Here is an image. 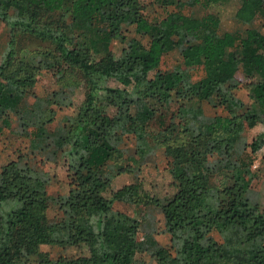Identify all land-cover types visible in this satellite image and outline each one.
I'll list each match as a JSON object with an SVG mask.
<instances>
[{
	"label": "trees",
	"instance_id": "16d2710c",
	"mask_svg": "<svg viewBox=\"0 0 264 264\" xmlns=\"http://www.w3.org/2000/svg\"><path fill=\"white\" fill-rule=\"evenodd\" d=\"M141 1L0 0L8 31L0 139L24 143L0 166V264H30L33 254L47 263L39 243L87 248L55 264H135L142 252L149 263L141 264H264V207L251 196L254 154L264 145V35L254 27L221 31L209 9L228 0H154L163 15L152 20ZM237 8L248 21L264 18V0H238ZM128 27L147 43L129 38L111 57L107 45L124 42ZM20 38L38 48L20 54ZM172 50L184 67L201 70L199 79L156 70ZM41 70L57 77L58 89L34 93ZM237 71L247 103L235 95ZM79 87V104L56 120L52 108H72ZM205 100L224 113L205 115ZM128 138L133 164L122 165ZM159 148L168 155L169 196L149 193L138 175L105 195L116 175H133L132 165L138 171ZM43 161L63 165L65 193H47L54 177ZM155 213L170 247L154 241Z\"/></svg>",
	"mask_w": 264,
	"mask_h": 264
},
{
	"label": "rangeland",
	"instance_id": "374dc122",
	"mask_svg": "<svg viewBox=\"0 0 264 264\" xmlns=\"http://www.w3.org/2000/svg\"><path fill=\"white\" fill-rule=\"evenodd\" d=\"M238 0H228L225 3H219L213 5L209 10L218 15L220 21V30L221 31H239L240 29L254 27L257 28L264 35V18L253 19L248 21L247 18H244L243 13L237 8ZM141 12L143 16L147 20H152L155 18H159L163 15L162 10L156 4L154 0H142L141 1ZM245 19L248 22L246 24L240 25L237 20ZM133 27H128L125 30V41L120 43L118 41H111L107 47L106 52L110 54L111 57L116 58L119 55L120 49L125 46L126 40L129 38H137L143 44L147 43L146 37L136 35L133 30ZM8 40V31L7 29L0 23V57L3 53L6 43ZM18 46L24 47L20 54L26 53L28 51H32L37 49V43L29 38H20L17 40ZM160 72H169L172 70H181L187 76V82L195 81L200 78L202 72L199 68L195 67H184L181 63V58L179 52L177 50H172L165 53L159 62L158 68L156 69ZM154 71L149 72V77L152 76ZM236 79L238 80V87L235 90V95L244 103L248 102L247 92L245 90V82L244 77L240 71H237L235 74ZM112 85V83H110ZM57 77L49 70H41L37 76L36 81L33 87V91L37 95H42L49 91L58 89ZM82 99V88L79 87L75 90L72 96V108L65 107H53L51 111V115L56 120H61L67 115L71 114L74 108L79 104ZM201 108L205 115H213V114H223L224 112L217 107H213L212 103L208 100L201 102ZM246 138L249 140V136L246 135ZM22 139H14L12 136H7L6 138L0 139V166L9 159H14L21 151L22 148ZM124 157L121 161L122 165L125 164H133L132 159V140L128 138L125 140L123 145ZM168 155L164 148H159L153 155V158L142 164L138 171L134 170L136 165H132L133 175L130 173H121L116 175L109 186V190L105 193L108 195L110 190H115L121 185L131 182L133 178L138 175V178L141 181V185L144 189H146L152 195L157 197H167L169 196L173 188L170 184V176L166 170ZM255 168L254 177L251 181L252 190L251 196L258 202L260 207H264V149L258 150L254 154V162ZM134 170V171H133ZM58 183H53L51 186L50 195L54 196L63 186H59L58 190H55V187ZM118 208L122 209L129 214H134V209L131 206L118 204ZM55 207L50 203L46 208V215H48V219L54 217ZM155 221L156 223V233L154 236V241L160 247H170L168 241V235L163 232V226L161 221V215L159 213H155ZM211 236L220 241L218 234L212 231ZM140 236V235H139ZM37 253L39 252L46 259L47 263H39L37 254H33L32 260L30 264H55L56 261L61 258L67 259H75L77 257L86 256L87 248L83 245L81 246H61L56 244H47V243H39L36 246ZM135 264L141 263H149V258L145 253L136 254L135 255Z\"/></svg>",
	"mask_w": 264,
	"mask_h": 264
},
{
	"label": "crops",
	"instance_id": "0c3cea01",
	"mask_svg": "<svg viewBox=\"0 0 264 264\" xmlns=\"http://www.w3.org/2000/svg\"><path fill=\"white\" fill-rule=\"evenodd\" d=\"M251 130L252 132H256V133L261 131L259 126H254ZM23 147H24V143L22 144V148L20 149V151L24 150ZM261 149H264V145L262 146V148H260V150ZM12 159H9V160H12ZM9 160L5 161L3 164L8 162ZM40 167H42L44 171L48 172L50 175L54 177L52 178V181L47 186V193L49 195H50L51 188H52L51 185L53 183H58L55 187V190H58L59 186H63L62 189H60V191H58L56 194H63L67 191L68 179L66 177L65 168L60 162L52 163V162L43 161L42 163H40Z\"/></svg>",
	"mask_w": 264,
	"mask_h": 264
},
{
	"label": "built area",
	"instance_id": "2783aa9c",
	"mask_svg": "<svg viewBox=\"0 0 264 264\" xmlns=\"http://www.w3.org/2000/svg\"><path fill=\"white\" fill-rule=\"evenodd\" d=\"M252 167H255V164H253Z\"/></svg>",
	"mask_w": 264,
	"mask_h": 264
}]
</instances>
